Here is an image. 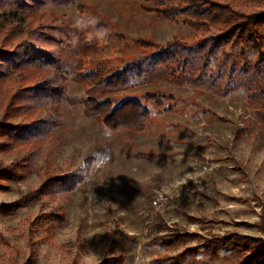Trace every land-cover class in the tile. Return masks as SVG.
<instances>
[{"label":"rangeland","instance_id":"1","mask_svg":"<svg viewBox=\"0 0 264 264\" xmlns=\"http://www.w3.org/2000/svg\"><path fill=\"white\" fill-rule=\"evenodd\" d=\"M24 2L34 6L0 22V30L11 35L0 34V50L23 46L20 52H38L52 60L53 69H64L68 80L61 123L53 138L42 141L33 171L0 190L1 202L21 200L10 215L0 216V264H102L113 257L121 264H153L183 249L157 240L166 227L204 237H264V128L243 89L220 95L162 72L139 74L154 49L174 38L192 43V29L147 11L153 4L144 0ZM97 70H125L127 83L95 87L84 74ZM16 80L15 75L0 84V106L20 87ZM148 92L173 94L175 104L163 103L173 105L172 111L147 102ZM90 96L113 105L139 100L150 119L142 131H113L87 112ZM22 119L18 114L10 122ZM51 149V166L62 172L93 158L68 194L36 192L47 179ZM28 153L0 150V166ZM201 242L193 239L187 246Z\"/></svg>","mask_w":264,"mask_h":264},{"label":"trees","instance_id":"2","mask_svg":"<svg viewBox=\"0 0 264 264\" xmlns=\"http://www.w3.org/2000/svg\"><path fill=\"white\" fill-rule=\"evenodd\" d=\"M144 1L153 4L147 11L170 22L187 25L195 40L187 43L174 38L171 43L154 49L139 74L146 70L154 74L162 72L174 81L203 86L220 95L243 89L264 128V0ZM234 2L238 4L234 5ZM255 3V6L247 7ZM33 6L24 0H0V22L24 14ZM0 34L11 36L4 29ZM22 47L18 46L14 51L0 50V84L11 81L15 75L20 84L18 89L10 92L7 100L1 101L0 138L3 140L0 150L23 149L29 153L10 166H0V190L9 189L4 182L23 180L33 171L42 141L53 138L54 129L61 123L60 103L67 89L64 69L59 66L53 69L52 60L38 52L28 53L26 49L20 52ZM126 73L125 70L122 73L97 70L84 76L95 87L118 88L126 85ZM145 100L161 110L165 100L173 104L175 97L170 93L148 92ZM85 104L88 113L100 118L113 131H142L151 116L141 101L132 98L113 105L109 99L98 100L90 96ZM172 107L168 105L163 111H172ZM18 114L24 119L12 124L10 120ZM53 154L51 149L47 179L36 191L39 195L70 193L88 174L93 159L87 158L86 166L82 168L62 172L51 166ZM20 205L21 200L0 201V216L10 215ZM193 239L202 242L195 247L187 246ZM157 240L163 247L182 245L183 249L173 255L164 254L153 264H264V237L238 232L204 237L166 227V234ZM102 264H121V259L113 257Z\"/></svg>","mask_w":264,"mask_h":264}]
</instances>
